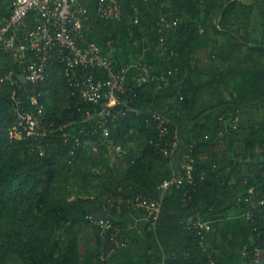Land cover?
I'll list each match as a JSON object with an SVG mask.
<instances>
[{"label":"trees","instance_id":"trees-1","mask_svg":"<svg viewBox=\"0 0 264 264\" xmlns=\"http://www.w3.org/2000/svg\"><path fill=\"white\" fill-rule=\"evenodd\" d=\"M97 1L89 12L94 38H88L105 50L124 19L99 17ZM123 1L125 14V3L132 15L138 9L140 20L132 24L142 37L150 42L164 38L159 58L173 74L162 83L131 84L123 98L140 112L115 119L108 137L101 139L99 126L97 133L93 126L81 133L79 126L68 129L70 138L52 132L43 155L31 139L11 141L9 129L16 119L12 85L0 83V264H107L102 245L110 239L90 227L88 215L111 196L158 197L159 185L187 163L189 154L194 183L172 186L164 198L160 225L148 229L152 256L167 254L168 264H211L212 257L224 264L208 246L219 229L188 228L179 211L217 214L238 197L251 209L249 242L264 249V206L257 204L264 195V14L259 12L264 0H141L147 2L143 7L136 0ZM153 13L161 17L158 27ZM164 19L180 22L163 31ZM11 68L20 69L10 54H1L0 75ZM37 90L48 120L62 123L72 114L84 119L57 59L50 61L47 79ZM148 111L170 117L179 129L173 158L151 144L158 131L147 120ZM71 133L83 141L73 153ZM87 139L97 142L98 155ZM130 210L127 205L121 212L112 208L108 217L124 227ZM90 233L97 241L82 251Z\"/></svg>","mask_w":264,"mask_h":264},{"label":"built area","instance_id":"built-area-1","mask_svg":"<svg viewBox=\"0 0 264 264\" xmlns=\"http://www.w3.org/2000/svg\"><path fill=\"white\" fill-rule=\"evenodd\" d=\"M12 8L8 14L0 15V56L10 54L19 70L9 69L0 75V83L8 82L12 85L11 109L15 122L10 126V140H32V147L41 155L45 154L48 147V138L52 132H63L70 138L67 130L75 129L81 133L86 127L97 126L102 128V138L111 133L115 119L129 113L137 112L131 100H126L123 95L135 83L141 85L143 81H157L162 83L173 74L171 68L159 70L154 65L143 61L138 64L137 77L133 83L127 84L126 75L128 67L118 64L104 48L94 40H89L86 22L89 16L87 7L77 5L76 0H11ZM97 15L104 19L122 20L125 8L121 0H98ZM132 10V14H133ZM140 15L135 8L133 21L138 23ZM180 20L162 21V30L174 29ZM164 38L161 37L158 46L163 48ZM57 59L64 65L66 79L71 87V94L78 96V108L82 110L83 120H76L74 114L68 120L57 123L54 119L48 120L44 105L39 102L41 90H37L48 76V68L52 59ZM96 70V73L91 72ZM101 77H99V75ZM29 86H33L31 90ZM30 100L26 103L23 95ZM82 104L86 105L84 107ZM37 106V109H33ZM147 120L156 123L158 133L151 139L154 149L165 156L173 158L180 143L179 129L172 119L158 111L146 112ZM98 118L90 126L83 127L81 122ZM94 132V133H95ZM72 134V133H71ZM76 147L83 141L81 137L72 134ZM89 139L85 141L88 144ZM121 150L120 146H117ZM98 152L99 147L93 146ZM188 161L180 168L174 170L172 176L159 185V196L154 197L143 193H135L128 197L111 196L106 201V209H117L118 212L128 206L131 210L142 211L148 220V229L156 231L161 223L163 200L172 186L192 185L194 177L189 172L191 154L187 155ZM254 192V187L249 188V193ZM247 197L245 201L250 202ZM257 204L264 206V195ZM246 218H251V209L246 210ZM90 227H98L111 241L119 242L125 236L123 225L113 222L108 217L88 215ZM196 223V224H195ZM199 229L203 225L194 222ZM190 224V226H192ZM201 244L205 243L202 240ZM243 254L245 262L242 264H264V249L247 242ZM167 254L161 257L160 264H168ZM107 264H110L109 262ZM211 264L218 263L217 258H211Z\"/></svg>","mask_w":264,"mask_h":264},{"label":"crops","instance_id":"crops-1","mask_svg":"<svg viewBox=\"0 0 264 264\" xmlns=\"http://www.w3.org/2000/svg\"><path fill=\"white\" fill-rule=\"evenodd\" d=\"M93 1L94 0H76V4L87 7L90 12ZM123 2H125V0ZM135 2L138 7L147 5L146 1L136 0ZM125 6L127 14H125L123 18L124 21L120 26L119 35L115 41H111L107 44L105 51L114 58L118 64L128 67L126 82L127 84H131L137 77V68L140 62L146 61L154 65L157 69L161 68V70L169 69V67L159 58L160 49L158 41H156L157 38L150 42L145 37H142L137 27L132 24L133 8L128 4L126 5V3ZM11 8V0H0V15L8 14ZM259 10V12L264 14V5ZM152 15L154 16V13ZM154 18L156 27H158L161 23V17L154 16ZM89 20L90 16H88L86 22L87 35L89 34L88 37L92 36L91 38H94ZM156 31L158 36L157 28ZM97 119L98 118L81 122L80 125L86 127L90 122H94ZM247 205L248 204L245 203L242 198L238 197L228 206L223 207L217 214L209 213L199 215L190 211L181 210L179 211V215H184L187 220L188 228L192 226L196 228V223L192 224L194 222L202 224L203 228L208 231L218 228L217 234L213 236L208 246L216 251L224 264H242L245 262V256L243 254L244 246L252 237V230L246 218ZM102 210H107L106 206H97L95 213H105L102 212ZM122 222H124V227L126 229L125 236L122 240L115 242L106 238L103 239V256L109 258V263L160 264L161 259L157 256H152L153 249L148 238V220L143 212L139 210H130L125 214ZM190 224H192V226H190Z\"/></svg>","mask_w":264,"mask_h":264},{"label":"rangeland","instance_id":"rangeland-1","mask_svg":"<svg viewBox=\"0 0 264 264\" xmlns=\"http://www.w3.org/2000/svg\"><path fill=\"white\" fill-rule=\"evenodd\" d=\"M264 5V4H263ZM263 5H260V7H259V9H261L262 7H263ZM93 122H90L89 124H88V126H90L91 124H92ZM83 125V124H82ZM89 142H88V145H90L91 147H93L95 144H96V141L95 140H93V139H89L88 140ZM95 153L96 154H99V151L98 152H96L95 151ZM91 230V229H90ZM89 238H90V240H83L82 241V243H81V249H82V251H86V249L88 248V243H90V244H95L96 243V237L92 234V233H90L89 234Z\"/></svg>","mask_w":264,"mask_h":264},{"label":"water","instance_id":"water-1","mask_svg":"<svg viewBox=\"0 0 264 264\" xmlns=\"http://www.w3.org/2000/svg\"><path fill=\"white\" fill-rule=\"evenodd\" d=\"M102 212H105V213H95V216L96 217H106L108 215L109 210H105V211L102 210Z\"/></svg>","mask_w":264,"mask_h":264}]
</instances>
